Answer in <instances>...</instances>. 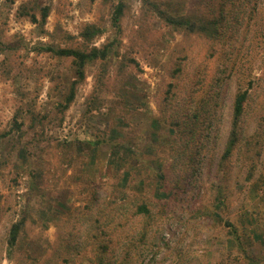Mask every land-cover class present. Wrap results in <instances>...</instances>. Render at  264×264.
Listing matches in <instances>:
<instances>
[{
    "label": "rangeland",
    "instance_id": "obj_1",
    "mask_svg": "<svg viewBox=\"0 0 264 264\" xmlns=\"http://www.w3.org/2000/svg\"><path fill=\"white\" fill-rule=\"evenodd\" d=\"M117 2L0 0V264H264V0H124L119 33ZM195 10L214 37L160 13ZM84 23L115 48L66 108L72 60L44 48Z\"/></svg>",
    "mask_w": 264,
    "mask_h": 264
},
{
    "label": "trees",
    "instance_id": "obj_2",
    "mask_svg": "<svg viewBox=\"0 0 264 264\" xmlns=\"http://www.w3.org/2000/svg\"><path fill=\"white\" fill-rule=\"evenodd\" d=\"M201 4H206L207 0H201ZM236 3H234L235 6ZM243 7L244 4H238ZM125 10V2L124 0H118L117 4L114 6L112 11V24L116 28L117 33L122 30L121 27V19ZM41 22L47 20L49 15V8L43 7L41 9ZM209 12L212 13L211 10ZM164 19L172 25L182 27L186 29L188 32L191 33H201L203 36H206L208 39L212 38L216 34V26L217 20L214 18V14L212 13L211 16L208 14L207 11H203V13H197L195 10L193 13H186L184 15L175 16L173 14H168L164 11L160 12ZM32 19L34 21H38L37 15L33 14ZM103 33V28L97 26L93 23H84L83 26L80 28L79 37L82 38V42H76L72 40V44L66 46H47L44 49L46 51H51L55 55L62 57V58H70L73 64V71L75 77L71 80L68 87L63 90V96L65 98L64 106L67 108L70 103H72L76 97V91L78 86L83 82L86 78V66L87 64L94 62L98 59L107 60L111 53L114 51L115 44L114 41L105 43L101 47L96 45H89L93 39L101 35ZM76 39V37H75ZM86 43V44H85ZM180 70V67H179ZM107 72L105 71V67L102 69L101 79L105 86H111L112 83L109 81L108 76H106ZM114 85V84H113ZM117 85V83H116ZM172 87L170 86L169 89ZM248 100V90H243L236 95L234 101V121H233V129L231 133V140L228 144V148L226 153L229 154L232 152L233 148L236 147V143L238 142V126L241 117L243 116L245 105ZM18 124V122L16 121ZM22 123L18 124V127ZM159 191L161 190V186H159ZM139 211L144 213H150L147 205L141 204L138 207ZM21 229V222H18L13 225L10 234V243L15 244L17 241V237L20 233ZM236 239H239V236L236 235ZM252 259V262H258L255 256H249ZM101 264V263H100Z\"/></svg>",
    "mask_w": 264,
    "mask_h": 264
}]
</instances>
